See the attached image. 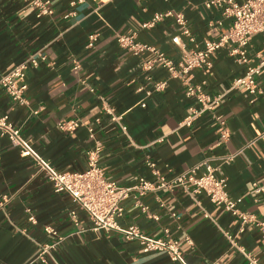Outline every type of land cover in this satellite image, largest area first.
<instances>
[{"label":"crops","instance_id":"crops-1","mask_svg":"<svg viewBox=\"0 0 264 264\" xmlns=\"http://www.w3.org/2000/svg\"><path fill=\"white\" fill-rule=\"evenodd\" d=\"M48 1L52 15L37 18L28 1L0 0V77L31 56L44 57L26 72L21 104L0 86V117L7 116L58 172L84 171L88 151L99 145L98 165L119 186L141 177L154 181L148 162L169 178L206 160L226 179L229 195L241 198L240 210L264 221V192H253L264 185V75L256 79V96L231 89L245 66L226 49L217 51L208 69L191 71L190 81L223 98L186 127L181 123L188 108L197 104L185 96L181 80L158 64L146 70L150 53L133 56L116 42L118 34H135L177 64L183 48H200L228 29L221 8L207 9L205 0ZM166 11L184 14L193 42L182 36L180 45L173 43L179 32L171 17L141 27ZM90 35L96 36L92 48ZM246 53L251 64L264 55L261 34L252 36ZM159 82H165L161 91L155 90ZM70 121L78 127L60 128ZM221 130L228 132L222 142ZM194 199L181 188L150 191L140 205L126 199L117 222L136 226L148 238L175 241L186 264H247L228 235L264 263L263 239L253 223L241 225L203 194ZM92 226L67 194L54 192L31 157L0 135V264H180L166 252L143 253L137 240Z\"/></svg>","mask_w":264,"mask_h":264},{"label":"built area","instance_id":"built-area-1","mask_svg":"<svg viewBox=\"0 0 264 264\" xmlns=\"http://www.w3.org/2000/svg\"><path fill=\"white\" fill-rule=\"evenodd\" d=\"M24 1L30 2L36 9L37 18L50 16L53 13L48 0ZM139 1L144 2L146 0ZM204 6L207 9L221 8L223 18L230 20V26L219 38L205 40L200 48H183L182 60L177 64L157 48L137 41L135 34H118L116 36L119 47L133 56H141L146 53L152 55L145 62L144 68L146 70H151L154 65L158 64L169 73L171 78L181 80L185 88V96L193 98L197 104L196 107L190 106L188 108V115L181 123L186 127H190L204 113L212 112L223 98V94H207L203 90V84H193L190 81L191 71L208 69L210 67L209 59L217 51L226 49L237 63L245 66L244 74L232 81L231 89L242 87L250 95L256 96L260 93L256 79L264 75V55L258 54L256 56L257 61L251 64L246 53L253 35L261 34L264 37V0H205ZM168 17L173 18L179 32L172 38L173 43L180 45L182 36L193 42L187 21L181 12L155 13L150 20L143 22L141 27L143 29L152 28ZM95 41L96 36L90 35L87 47L92 48ZM42 60H44L43 56H31L0 77V86L14 102L20 104L23 102V92L26 90V72L30 68H36ZM73 68L77 70L78 65L75 63ZM164 86L165 82L156 83L155 90L161 91ZM142 106L144 105L142 104ZM215 118L221 126H224V121L220 117ZM78 125V121H70L60 123L59 126L61 129L73 131ZM122 130L125 128L122 127ZM0 135L6 136L14 146H17L21 156L31 157L37 163L39 169L51 183L54 192L67 194L72 202L86 213L93 225V230L116 231L121 233L126 240H137L143 253L150 251L166 252L172 261L186 264L175 241L148 238L136 226L130 225L127 228H121L117 222V219L123 214L122 204L126 199L132 197L135 203L140 205V198L147 192L161 189L181 188L192 199L199 194L205 195L212 205L221 207L237 217L241 225L253 223L261 232L264 244V221L240 210L241 198H233L229 195L226 189V179L217 176L218 168L213 167L206 160L169 178L161 175L154 169V164L148 162L147 165L152 169L154 181L141 177L133 185L119 186L107 180L104 170L98 165L99 145L88 151L87 165L84 171L58 172L31 148L29 142L21 137L19 131L8 122L7 116L0 117ZM219 138L220 142L226 140L228 132L221 130ZM253 192H264V185L255 186ZM197 204L199 203L197 202ZM142 210L145 211L146 207L142 206ZM70 215L71 218L75 219V212H70ZM45 231L49 234H55L54 230L49 227L45 228ZM227 238L243 255L247 264H262L241 246H237L229 235Z\"/></svg>","mask_w":264,"mask_h":264}]
</instances>
